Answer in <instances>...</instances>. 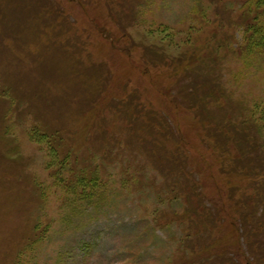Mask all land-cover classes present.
Returning <instances> with one entry per match:
<instances>
[{
	"label": "rangeland",
	"instance_id": "rangeland-1",
	"mask_svg": "<svg viewBox=\"0 0 264 264\" xmlns=\"http://www.w3.org/2000/svg\"><path fill=\"white\" fill-rule=\"evenodd\" d=\"M258 10L0 0V264H258L240 220L264 227ZM233 125L247 149L203 136Z\"/></svg>",
	"mask_w": 264,
	"mask_h": 264
},
{
	"label": "trees",
	"instance_id": "trees-1",
	"mask_svg": "<svg viewBox=\"0 0 264 264\" xmlns=\"http://www.w3.org/2000/svg\"><path fill=\"white\" fill-rule=\"evenodd\" d=\"M255 1L260 2V4H262V7L264 8V4H263L264 3V0H255ZM260 11L261 10H258V13H260V15H258V18L260 16H263V19H264V11H262V12H260ZM261 49H264V45L261 46ZM168 96H171V95L168 94ZM176 103L177 102H175V100H173V104H176ZM184 109L185 108H182L183 111L186 110V112H189L187 109H185V110ZM205 112H206V110H205ZM239 123H240V125L242 124V122H239ZM155 124H157V123H155ZM157 125L158 126L160 125L162 127L161 124H157ZM240 125H238V126L237 125H233L231 127L230 126H225V127H222L221 129L220 128H216V130H220V131H216L215 129L213 130V127H209L208 130H206V129L204 130L205 131L204 132L205 134L203 136L213 137V138H216L217 141H219V140L222 139L221 138V135H224L225 136L224 139H225V145H226V147L228 145V147H230V149L232 147V149L233 148H235V149L240 148L242 150L243 149L245 150V149H247L245 147V146H247L246 143H248L246 141V139L249 138V136L247 134L246 129L243 126H240ZM165 129H167V128L165 127ZM213 133H215V134L213 135ZM232 138L234 139V142H235L234 145L231 144V143H229V142H232V140H231ZM252 148H253V146H252ZM226 149H228V148H226ZM227 151L228 150H226V152ZM251 167L252 168H255L256 166L251 165ZM260 175L262 177H264V174L261 173ZM93 193H95V197L98 195V193H96V192H93ZM93 193H89V197L92 198L93 197ZM259 198L261 199V193L259 195ZM251 213L252 212H250L248 216L244 212L241 213L242 215L240 217V220H241V222L243 221L245 223V225L247 226V227L245 226L246 228L243 229V233H241V234L243 235L246 232V233H249V235H251V240H250V238H247L250 241L249 244H250L251 248L254 246L255 247L254 249H256L255 252H257V250H259V253L258 254H254V257L258 260V264H264V249L261 250L258 247V246L261 247L262 244L264 245V240L263 241H260V237L261 238L264 237V227H262V226L259 225L258 220H256V218H254L253 216H251ZM255 237H256V239H255ZM257 244H259V245L256 247ZM238 261L239 260H237V258H233V263L234 264H238L237 263Z\"/></svg>",
	"mask_w": 264,
	"mask_h": 264
}]
</instances>
